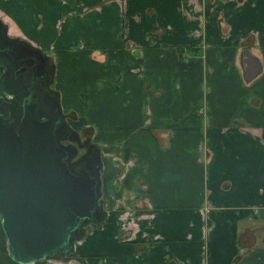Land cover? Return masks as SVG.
Masks as SVG:
<instances>
[{
	"label": "crops",
	"instance_id": "crops-1",
	"mask_svg": "<svg viewBox=\"0 0 264 264\" xmlns=\"http://www.w3.org/2000/svg\"><path fill=\"white\" fill-rule=\"evenodd\" d=\"M0 18L100 144L104 211L67 258L17 263L0 226V264H264V0H0Z\"/></svg>",
	"mask_w": 264,
	"mask_h": 264
},
{
	"label": "water",
	"instance_id": "water-1",
	"mask_svg": "<svg viewBox=\"0 0 264 264\" xmlns=\"http://www.w3.org/2000/svg\"><path fill=\"white\" fill-rule=\"evenodd\" d=\"M32 55L43 59L0 18V226L17 263L73 255V242L104 217L99 153L71 160L57 96L38 86L30 95V75L17 74Z\"/></svg>",
	"mask_w": 264,
	"mask_h": 264
},
{
	"label": "flooded vegetation",
	"instance_id": "flooded-vegetation-1",
	"mask_svg": "<svg viewBox=\"0 0 264 264\" xmlns=\"http://www.w3.org/2000/svg\"><path fill=\"white\" fill-rule=\"evenodd\" d=\"M22 42H27L22 39ZM28 43V42H27ZM29 44V43H28ZM31 45V44H30ZM34 47V46H33ZM36 48V47H35ZM42 61H39L36 55L28 56V60L25 64L21 66V73H28L29 79H27L30 88V95L33 93V87H39L41 90L48 92L50 94H55L54 89L51 87V74L53 75V70L51 72L52 62L49 56L45 55L42 51ZM42 62V63H41ZM31 99V97H30ZM62 120L65 123V127L61 132L60 142L64 145H72L76 149V154L71 160H75L79 156H97L96 152H99L97 147L84 135H80L77 130L68 125V122L64 118L62 113ZM81 162L76 164L75 168L80 167Z\"/></svg>",
	"mask_w": 264,
	"mask_h": 264
},
{
	"label": "rangeland",
	"instance_id": "rangeland-1",
	"mask_svg": "<svg viewBox=\"0 0 264 264\" xmlns=\"http://www.w3.org/2000/svg\"><path fill=\"white\" fill-rule=\"evenodd\" d=\"M53 72H54V65H53ZM53 76H54V74L53 75L51 74V81H53ZM64 118L68 122V125H70L72 128H74L75 130H77L81 136L84 135L85 137H87L88 140H89V142L91 141L90 140V130L87 128V126L81 125L80 122L77 121V120L74 121V119H76V115H72L71 116L70 113H65L64 114ZM94 145L97 147V149L99 151L98 153H99L100 163L102 165V160H101L102 159V152H101V149H100V144H97V145L94 144ZM101 184H102L101 189L103 190V183H102V181H101ZM120 206L122 207L123 205L120 204ZM92 258L93 257L90 256V261H91Z\"/></svg>",
	"mask_w": 264,
	"mask_h": 264
},
{
	"label": "trees",
	"instance_id": "trees-1",
	"mask_svg": "<svg viewBox=\"0 0 264 264\" xmlns=\"http://www.w3.org/2000/svg\"><path fill=\"white\" fill-rule=\"evenodd\" d=\"M52 70H53V64H52V67H51V72H52ZM54 93H55V92H54ZM75 255H76V254H74L73 256H75ZM61 256H63V254H62V253H57L56 251L53 252L52 255H50V257H61ZM64 257L67 258V256H65V255H64ZM78 258H80V257L78 256Z\"/></svg>",
	"mask_w": 264,
	"mask_h": 264
}]
</instances>
